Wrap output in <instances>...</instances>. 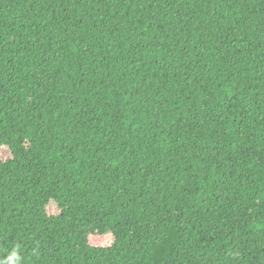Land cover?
Masks as SVG:
<instances>
[{
  "label": "trees",
  "instance_id": "obj_1",
  "mask_svg": "<svg viewBox=\"0 0 264 264\" xmlns=\"http://www.w3.org/2000/svg\"><path fill=\"white\" fill-rule=\"evenodd\" d=\"M0 264H264V0H0Z\"/></svg>",
  "mask_w": 264,
  "mask_h": 264
},
{
  "label": "rangeland",
  "instance_id": "obj_2",
  "mask_svg": "<svg viewBox=\"0 0 264 264\" xmlns=\"http://www.w3.org/2000/svg\"><path fill=\"white\" fill-rule=\"evenodd\" d=\"M1 153L3 154L4 157H6L7 154H8L6 149H3ZM48 212L50 214H56V213H58V207L56 206L55 203H50L49 204V206H48Z\"/></svg>",
  "mask_w": 264,
  "mask_h": 264
}]
</instances>
